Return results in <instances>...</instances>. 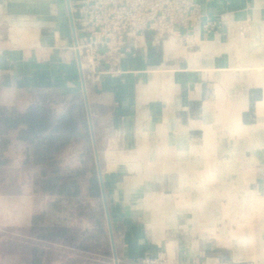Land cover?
I'll return each mask as SVG.
<instances>
[{"label":"crops","instance_id":"1","mask_svg":"<svg viewBox=\"0 0 264 264\" xmlns=\"http://www.w3.org/2000/svg\"><path fill=\"white\" fill-rule=\"evenodd\" d=\"M198 1L217 29L192 47L145 44L124 84L88 87L122 264L161 251L168 264H264V0ZM73 41L67 0H0V105L64 112L83 94ZM23 192L0 193L20 212L10 227L51 223L32 198L23 212ZM35 240L42 264H71L68 246Z\"/></svg>","mask_w":264,"mask_h":264},{"label":"trees","instance_id":"2","mask_svg":"<svg viewBox=\"0 0 264 264\" xmlns=\"http://www.w3.org/2000/svg\"><path fill=\"white\" fill-rule=\"evenodd\" d=\"M11 130H18L17 138L28 143L23 165L33 169L32 183L45 193L68 199L76 207L77 215L86 216L92 227L82 229L68 223L70 216L75 213L73 211L51 223H46L44 214L38 213L28 226L21 229V236L4 238L0 233V249L3 254L16 256L22 253L26 264H42L44 250L36 245L38 242L35 240L39 239L40 242L62 243L72 249L71 264H78L75 255L79 254L74 252L78 250L83 253L101 250L105 259L95 260L93 264H113L111 251L103 241L107 228L105 216L90 202V199L99 200L102 193L91 143L88 108L82 92L73 96L65 111L57 115L41 108L30 107L19 111L0 105L1 149L11 143L8 136ZM81 141L84 142V148L79 154V164L66 165L65 150ZM8 163L9 158L0 150V171ZM6 179L5 175L0 177L3 192L18 194L23 190L17 181Z\"/></svg>","mask_w":264,"mask_h":264},{"label":"built area","instance_id":"3","mask_svg":"<svg viewBox=\"0 0 264 264\" xmlns=\"http://www.w3.org/2000/svg\"><path fill=\"white\" fill-rule=\"evenodd\" d=\"M74 23L71 48L79 51L86 88L124 84L137 74L132 65L144 59L142 48L166 40L192 47L200 30L220 21L203 15L198 0H69ZM141 264H168L165 251Z\"/></svg>","mask_w":264,"mask_h":264},{"label":"rangeland","instance_id":"4","mask_svg":"<svg viewBox=\"0 0 264 264\" xmlns=\"http://www.w3.org/2000/svg\"><path fill=\"white\" fill-rule=\"evenodd\" d=\"M88 92V89H87ZM89 101V97H88ZM90 106V102H89ZM43 109V108H42ZM45 110V109H43ZM46 111V110H45ZM48 112V111H46ZM50 113V112H48ZM51 114V113H50ZM92 117V115H91ZM11 138V143L6 148H12L7 152V155L11 158V164L7 165L3 170L0 171V177L5 175L7 177V181H17L23 189L24 196H27L28 199L24 201L23 204V212L26 209L30 208L29 199L32 198L36 200L40 207L46 210L49 215L52 217L53 221L56 218H61L62 216H66L69 212H75L74 215L70 216L68 223L73 226H78L82 229L91 228L92 224L90 220L86 216L79 217L75 211L76 207L74 204L70 202L66 198L59 197L57 195H50L42 191L39 186L34 185L32 183L33 169L30 166L21 165L22 155L20 154V148H28V143L25 141L20 142L14 141V137L12 135H8ZM92 147L93 141L91 140ZM26 144V145H25ZM97 147L99 150V154H101V150L103 149L102 141L98 139ZM84 148V142H75L71 146H69L64 152V163L68 166H76L79 164V154L81 150ZM4 188L0 185V193H2ZM106 196L108 201V194L106 190ZM90 202L94 204L101 213L104 214L105 220L107 223L106 210L104 206L103 197L101 196L99 200H92ZM51 203V204H50ZM16 209V202L14 200H7L0 195V233L4 238L9 236H21L22 232L20 230L15 229L14 226L18 220V216L20 212ZM61 221V220H60ZM103 241L109 247L111 251V241L109 228L107 223L106 233L103 236ZM69 250H72L69 248ZM74 251V250H73ZM78 252L79 255H75L78 258V264H93L95 260L105 259L103 252H90L83 253L82 251H74ZM76 254V253H75ZM82 254V255H80ZM112 254V253H111ZM87 256V257H86ZM112 263L113 256H111ZM0 264H26L25 261H22L20 257L16 256H5L0 249ZM119 264H122L119 260Z\"/></svg>","mask_w":264,"mask_h":264},{"label":"water","instance_id":"5","mask_svg":"<svg viewBox=\"0 0 264 264\" xmlns=\"http://www.w3.org/2000/svg\"><path fill=\"white\" fill-rule=\"evenodd\" d=\"M67 5H68L69 16H70V20H71V27H72L73 34H74V23H73L71 10H70V1L69 0H67ZM76 56H77V61H78V64H79L80 72L82 74V71H81V58H80L79 51H76ZM82 91H83V94H84V97H85V103H86L87 108H88L90 127H91V134H92V141H93V146H94V153H95L97 169H98V173H99L102 197H103L104 206H105V210H106V214H107L108 224H109V227H110L111 242H112L113 249H114L115 264H119L118 256H117V253H116V250H115L112 223H111V218H110V214H109V207H108V201H107V196H106V189H105V184H104L103 175H102V169H101V164H100V154H99V150H98V147H97V141H96L94 128H93V122H92V117H91V112H90V107H89V101H88V95H87V88H86L84 82L82 83Z\"/></svg>","mask_w":264,"mask_h":264}]
</instances>
